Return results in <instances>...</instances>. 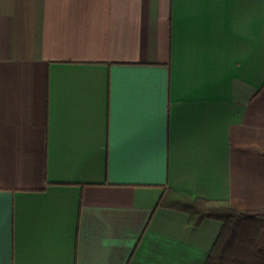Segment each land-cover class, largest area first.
<instances>
[{
	"label": "crops",
	"instance_id": "0c3cea01",
	"mask_svg": "<svg viewBox=\"0 0 264 264\" xmlns=\"http://www.w3.org/2000/svg\"><path fill=\"white\" fill-rule=\"evenodd\" d=\"M263 152L264 0H0V264H206Z\"/></svg>",
	"mask_w": 264,
	"mask_h": 264
},
{
	"label": "trees",
	"instance_id": "16d2710c",
	"mask_svg": "<svg viewBox=\"0 0 264 264\" xmlns=\"http://www.w3.org/2000/svg\"><path fill=\"white\" fill-rule=\"evenodd\" d=\"M186 204L192 220L223 225L206 264H264V209L241 211L229 202L203 199Z\"/></svg>",
	"mask_w": 264,
	"mask_h": 264
}]
</instances>
